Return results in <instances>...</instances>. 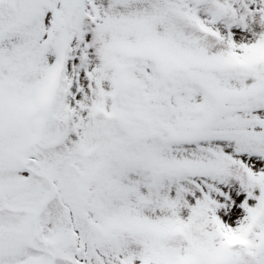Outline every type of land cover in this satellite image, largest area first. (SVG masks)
<instances>
[{"label": "snow or ice", "instance_id": "1", "mask_svg": "<svg viewBox=\"0 0 264 264\" xmlns=\"http://www.w3.org/2000/svg\"><path fill=\"white\" fill-rule=\"evenodd\" d=\"M0 264H264V0H0Z\"/></svg>", "mask_w": 264, "mask_h": 264}, {"label": "rangeland", "instance_id": "2", "mask_svg": "<svg viewBox=\"0 0 264 264\" xmlns=\"http://www.w3.org/2000/svg\"><path fill=\"white\" fill-rule=\"evenodd\" d=\"M218 214H222V212H218Z\"/></svg>", "mask_w": 264, "mask_h": 264}]
</instances>
